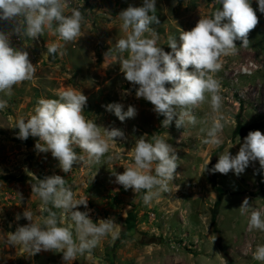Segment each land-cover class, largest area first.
I'll return each instance as SVG.
<instances>
[{
    "label": "rangeland",
    "instance_id": "rangeland-1",
    "mask_svg": "<svg viewBox=\"0 0 264 264\" xmlns=\"http://www.w3.org/2000/svg\"><path fill=\"white\" fill-rule=\"evenodd\" d=\"M142 3L69 0L64 14L70 15L76 7L84 15L77 40L65 42L47 29L35 41L12 37L15 47L29 52L36 72L32 80L14 86L11 96L0 92V100L8 105L0 111V264H62L58 253L26 252L21 256L18 248L6 243L8 232L28 223L23 218L17 221V214L29 210L33 220L41 222V201L31 193L32 174L40 179L53 174L64 177L75 199H88L94 222L111 217L122 226L117 240L105 237L91 254L77 256L72 264H262L253 259V253L257 245L264 244V231L250 230L248 220L252 210L264 216V170L258 161L239 177L233 172L213 174L204 168L210 159L207 168L211 169L223 151L235 155L249 131L264 133V14L252 0L259 24L250 32L248 46L236 41V53L222 56V68L214 74L221 83L220 114L227 121L220 134L223 145L217 149L203 142L206 137L200 131L211 124L208 100L192 110L198 121L195 126L186 124L178 129L173 121L164 128V117L158 116L149 102L136 98L135 89L119 71L120 54L115 44L125 34L116 16L129 5ZM220 7L215 0H156L160 23L151 27L159 34L158 46L170 51L169 35L178 41L180 30H190L200 16ZM11 27L0 21V30ZM53 44L58 45L57 54L47 55V48ZM123 55L127 57V53ZM67 88L88 97L83 112L86 118L103 127L121 129L127 139L109 141V151L99 163H78L65 174L50 152L35 150L37 137L17 138L14 120L31 116L39 99H58ZM129 89L131 94H127ZM112 102L124 104L125 110L133 105L137 116L120 122L103 107ZM145 133L149 140L152 135L165 139L179 158L169 191L147 205L143 191L125 190L113 175L134 166L132 149ZM75 150L81 154L79 148ZM245 197L250 208L241 215L239 207ZM79 210L85 209L80 206Z\"/></svg>",
    "mask_w": 264,
    "mask_h": 264
},
{
    "label": "clouds",
    "instance_id": "clouds-1",
    "mask_svg": "<svg viewBox=\"0 0 264 264\" xmlns=\"http://www.w3.org/2000/svg\"><path fill=\"white\" fill-rule=\"evenodd\" d=\"M68 3L69 0H0V21L12 26L8 31L0 30V92L11 96L14 86L32 80L36 72L29 52L15 47L13 36L35 41L46 29L54 31L65 42L81 36L84 15L76 7L71 9L70 15H65ZM215 3L221 7L200 16L190 30H180L178 41L176 36H168L170 51L158 46L159 34L151 27L160 23L156 0H143L141 6L129 5L116 16L125 35L117 40L115 51L120 54L119 71L135 89L136 98L149 102L153 111L164 117L162 127L168 128L173 121L178 129L186 124L195 126L198 121L192 110L208 100L213 113L211 124L201 127L200 131L205 134V144L219 149L223 145L220 134L227 121L220 114L221 83L214 74L222 68V56L236 53V41L243 47L248 46L249 34L259 24V17L252 0H215ZM256 3L259 13L264 14V0H256ZM57 52L58 45L53 44L46 54L55 56ZM124 53H127L126 58ZM127 94H131V89ZM87 101L88 97L75 88L61 91L58 99H39L34 114L14 120L17 138L37 137L35 150L50 152L65 174L78 163H99L109 151V141L127 138L119 128L103 127L86 118L83 112ZM7 107V101L0 100V111ZM103 107L122 123L137 116L133 105H128L127 110L119 102ZM147 137L145 133L135 141L134 166L125 168L122 173H113L115 182L125 190L143 191L146 205L162 192L169 191V182L179 166L178 155L171 144L158 135H152L151 140ZM256 161L260 170H264V133L260 130L249 131L235 155L223 151L211 169L207 168L209 159L204 171L224 175L233 172L239 177ZM31 177L34 181L31 193L41 201V222L33 220L32 211L24 210L16 215V220L23 218L28 223L8 232L6 241L18 248L21 256L26 252L34 255L52 252L61 255L62 264H72L77 256L91 254L105 237L112 241L119 238L122 226L111 217L94 222L88 199H75L64 177L56 174L42 179L33 174ZM80 206L85 210H79ZM249 208L250 200L245 197L239 207L240 214L244 215ZM248 227L264 231V216L260 211L250 212ZM253 259L264 264V244L256 246Z\"/></svg>",
    "mask_w": 264,
    "mask_h": 264
}]
</instances>
